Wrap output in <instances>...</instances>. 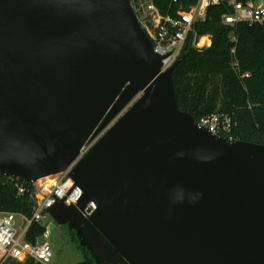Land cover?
<instances>
[{
    "label": "water",
    "instance_id": "95a60500",
    "mask_svg": "<svg viewBox=\"0 0 264 264\" xmlns=\"http://www.w3.org/2000/svg\"><path fill=\"white\" fill-rule=\"evenodd\" d=\"M131 0H0V175L65 172L48 210L96 264H264V144L178 108ZM94 202L90 217L83 211Z\"/></svg>",
    "mask_w": 264,
    "mask_h": 264
},
{
    "label": "trees",
    "instance_id": "16d2710c",
    "mask_svg": "<svg viewBox=\"0 0 264 264\" xmlns=\"http://www.w3.org/2000/svg\"><path fill=\"white\" fill-rule=\"evenodd\" d=\"M198 0H155L163 15L178 16ZM231 10L225 3L211 6L203 20L196 21L186 42V52L173 73L178 108L196 121L213 114L229 115L234 121L231 140L264 144V26L240 22L227 25L222 16ZM209 35L211 45L198 49L195 38ZM20 188L24 191L21 193ZM35 185L0 175V211L31 218ZM67 235L82 253L75 264H96L79 245L74 232ZM46 233V226L34 221L25 239L35 243ZM38 264L29 259L25 263Z\"/></svg>",
    "mask_w": 264,
    "mask_h": 264
},
{
    "label": "built area",
    "instance_id": "2783aa9c",
    "mask_svg": "<svg viewBox=\"0 0 264 264\" xmlns=\"http://www.w3.org/2000/svg\"><path fill=\"white\" fill-rule=\"evenodd\" d=\"M221 3L227 4L231 10L230 13L222 16L225 24L233 26L244 22L264 26V0H198L188 11L179 12L176 17L171 14L163 15L155 0H131L138 16L142 11L148 13L150 28L145 29L153 42L155 51L164 57L163 70L173 65L182 53L194 23L205 19L211 6ZM197 122L199 126L228 139L234 127V121L229 115L218 113L202 117ZM93 144L94 142L85 145L77 160L65 172L33 183L35 185V191L32 194L34 209L31 218L0 211V264L25 263L29 259L38 264H51L54 258L51 243L41 239L35 243L28 242L25 239L26 233L34 221L44 224V221L50 217L48 210L57 200L64 199L67 205L79 203L83 191L75 184L70 172L75 163L87 153ZM23 191L24 189L20 188V192ZM95 210V203L90 202L83 214L90 217ZM18 218L21 219V223Z\"/></svg>",
    "mask_w": 264,
    "mask_h": 264
},
{
    "label": "rangeland",
    "instance_id": "374dc122",
    "mask_svg": "<svg viewBox=\"0 0 264 264\" xmlns=\"http://www.w3.org/2000/svg\"><path fill=\"white\" fill-rule=\"evenodd\" d=\"M139 14L140 21L144 27L150 28L149 20L147 19L148 13L142 11ZM210 45L211 37L209 35H204L194 40V46L198 49H203ZM18 219L19 223H21V219ZM44 225L46 226V233L41 237V240L51 243L54 249V258L51 264H75L83 259L82 253L75 247L64 227L58 225L51 217L44 221Z\"/></svg>",
    "mask_w": 264,
    "mask_h": 264
}]
</instances>
